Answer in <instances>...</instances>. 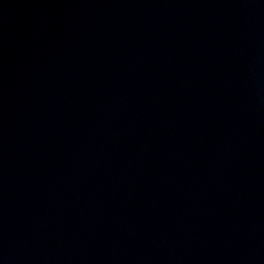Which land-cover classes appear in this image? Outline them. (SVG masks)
Instances as JSON below:
<instances>
[{
	"label": "water",
	"instance_id": "1",
	"mask_svg": "<svg viewBox=\"0 0 264 264\" xmlns=\"http://www.w3.org/2000/svg\"><path fill=\"white\" fill-rule=\"evenodd\" d=\"M0 264H264V0H0Z\"/></svg>",
	"mask_w": 264,
	"mask_h": 264
}]
</instances>
